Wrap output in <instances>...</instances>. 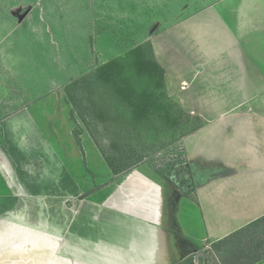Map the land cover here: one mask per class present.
<instances>
[{"label":"crops","instance_id":"1","mask_svg":"<svg viewBox=\"0 0 264 264\" xmlns=\"http://www.w3.org/2000/svg\"><path fill=\"white\" fill-rule=\"evenodd\" d=\"M228 3L227 10L209 5L169 24L176 30L169 36L160 23L128 46L114 35L110 49L118 52L96 66L148 44L168 95V75L178 78L177 94L194 85L203 121L183 138L189 187L179 175L164 177L145 163L114 173L86 129L77 139L70 123L65 136L53 124L52 134L41 117L59 116L54 99L49 108L39 100L19 103L25 88L5 97L8 107L17 103L0 114V264H176L191 258L203 264L202 251L234 234L238 241L250 231L255 236L257 229L263 239L258 251L250 255L239 247L228 260L256 256L253 264H264V0ZM29 31L43 34L38 27ZM172 46L184 50L185 59L170 60ZM25 69L19 85L26 84ZM62 104L69 105L66 96L64 110ZM226 116L247 119L233 120L220 145L203 142L208 133L217 137L214 124ZM198 156L206 162L198 164Z\"/></svg>","mask_w":264,"mask_h":264},{"label":"rangeland","instance_id":"2","mask_svg":"<svg viewBox=\"0 0 264 264\" xmlns=\"http://www.w3.org/2000/svg\"><path fill=\"white\" fill-rule=\"evenodd\" d=\"M228 1L0 0V53H2L0 61L5 62L7 67L0 68V81L3 79L4 82H1L0 85L1 92H3H0V97H3L0 98V102L1 105L4 103V107H0V114L7 112L17 103L15 101L12 106L8 107L4 102L7 101L5 97H14L19 89L25 88L27 90L26 99L18 101L19 103L31 104L39 100L42 101V104L48 105V108L52 99L55 103H59V116L41 117L44 124L49 125V130L53 135L56 136L53 124H57L60 130H64L61 132L64 135L67 126H63L70 123L73 126L72 133L77 139L79 130L86 129L84 131H88L93 141L91 132L95 136L97 135L103 146L110 148L112 141L106 135V126L111 127L112 125V127L121 130L127 128L132 113L131 107L127 102L122 101L119 95L112 94L104 82L95 81V77L91 74L97 69L96 66L100 61L107 60L118 52V50L110 49L111 41L116 40L114 35L119 36L124 41V45L128 46L131 42L134 44L137 39L139 42L143 40L146 34L160 23L159 30L163 28L166 35L169 36L173 31H176L175 29L171 31L173 27L171 25L180 22L183 17L196 10H205L204 8L209 5H212L211 7L216 10H227L230 6ZM210 12L206 11L204 15ZM169 24L171 28L168 26ZM36 27L43 31L41 36L36 37L29 34V29L33 30ZM24 33L27 35L24 36ZM100 36L102 41L98 40ZM89 38H91V42L88 44ZM170 38L173 40L172 36ZM174 47L172 46L170 49L172 57L169 59H178V57L180 60L185 59L183 58L184 50L177 51ZM20 69L26 70V84H17L18 80L22 83V79L18 75ZM205 69L201 68L202 73ZM83 75L86 77L78 89L72 88L71 80L76 77L81 78ZM167 79L171 95L167 94V90H164L163 95L168 99V104H173V107L180 108L183 112L177 125L160 121L151 126L135 123L129 135L131 139L128 135H121L118 143L122 144V151L127 150L123 155L125 161L139 160V163L148 164L155 171L165 176H172L174 179L179 175L181 182L189 187L190 176L188 167L185 169L184 164L186 148L183 138L191 134L194 127L202 124L203 119L196 111V107L201 106L202 101L195 99L194 85H190L189 90H185L188 91L187 93L177 94L174 92V87L179 89L178 78L168 75ZM200 80H202L201 74H199L196 84ZM184 86L187 85H182V87ZM67 94L74 96V102L68 101ZM65 96L70 110L67 109L68 106L62 104L63 110L60 105ZM97 102L99 105L96 106ZM205 102H208L209 105L210 101H203V103ZM78 113L84 117L83 120ZM212 118L217 119L214 116ZM256 118L252 117L251 119L254 124L259 125L260 122ZM236 119L245 122L247 118L224 117L214 124L219 127L217 137L215 135L211 139L208 133L202 137V141L213 140L217 144L219 142V145L225 142L227 128L232 127L235 124L232 122ZM87 124L90 130L87 129ZM158 127L159 129H157ZM243 138L244 134L241 133L238 139ZM94 143L96 145L95 141ZM216 150L218 151V148ZM207 151L210 149L206 148L205 152ZM201 157H196L198 164L206 162L204 157ZM194 160L192 158L191 162L194 163ZM259 231L257 229L256 238L254 237L257 239V245L259 242L263 244V239L259 238ZM237 238L234 237L230 242H217L213 245L212 250L202 251L200 256L204 259L203 264H223L224 260L231 257V253H237L239 247L240 249L244 247L245 244L240 242L247 241L249 236H241L240 242ZM247 246H249L248 242ZM182 264H198V262L191 258Z\"/></svg>","mask_w":264,"mask_h":264},{"label":"trees","instance_id":"3","mask_svg":"<svg viewBox=\"0 0 264 264\" xmlns=\"http://www.w3.org/2000/svg\"><path fill=\"white\" fill-rule=\"evenodd\" d=\"M92 75L95 77V81L98 80L102 83L104 82L107 87H109L112 94L119 95L121 97L120 99L127 102L129 107H131L132 113L127 128L121 130L112 127V125L111 127L106 126V135L112 141V146L110 148L105 147V145L103 146L98 140L97 135L95 136V134L91 132L101 155L104 157L112 172L119 173L126 171L137 165L136 162L139 163V160L134 162L125 161L126 159L123 155L127 150L124 149V151H122V144L118 143L121 135L129 136L135 123L151 126L160 121L162 123L168 122L177 125L179 117L183 112L180 108L176 109L173 107V104L167 103L168 99L163 95L164 72L162 67L156 62L148 44L137 45L124 52L122 55L103 63L101 66L97 67L91 76ZM85 77L86 76L84 75L81 78L73 80L71 82V87L78 89ZM66 96L68 101L74 102L73 95L70 94L68 96L67 94ZM97 104L99 105L98 102L96 103V106ZM81 116L82 115L80 114L79 117ZM83 118L84 117L82 116V120ZM198 127L199 125L194 127L192 132ZM89 128L88 125L87 129ZM157 129H159V127ZM129 139H131L130 136ZM119 144L121 145L120 147ZM163 176L168 177L165 175ZM260 222H262V219L258 220V223ZM246 229H251V225ZM262 230L264 231V227ZM249 233L250 234L246 236H249V241H244L246 246H244L243 249L248 251L250 255H253V253L258 251L259 243L257 245V239H255L256 236L253 235V232L250 231ZM232 237H235V234L232 235ZM247 242L249 246H247ZM236 246L238 245L236 244ZM256 260V256H253L247 260L234 258V260L230 262L229 260H224L223 262L224 264H253Z\"/></svg>","mask_w":264,"mask_h":264}]
</instances>
